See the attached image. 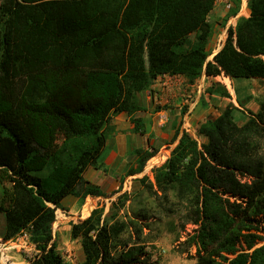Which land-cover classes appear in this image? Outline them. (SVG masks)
Masks as SVG:
<instances>
[{
  "label": "trees",
  "instance_id": "trees-1",
  "mask_svg": "<svg viewBox=\"0 0 264 264\" xmlns=\"http://www.w3.org/2000/svg\"><path fill=\"white\" fill-rule=\"evenodd\" d=\"M233 2L227 18L240 10L241 0ZM248 7L209 59L215 0L0 1V170L9 172L13 190L12 203L0 207L1 237L30 232L37 253L27 264H75L58 248L56 211L69 195L107 196L84 173L99 168L114 114L126 113L146 134L136 115L145 110L139 94L160 76L264 81V0ZM209 93L232 98L218 84ZM258 104L243 124L230 101L196 136L177 125V142L153 169L154 181L139 178L166 200L175 192L172 204L194 225L179 249L193 250L196 264H264V96ZM156 152L151 144L141 149L127 175L142 172ZM128 199L120 193L111 215L97 206L71 225L84 253L79 264H158L142 241V223L114 209Z\"/></svg>",
  "mask_w": 264,
  "mask_h": 264
},
{
  "label": "rangeland",
  "instance_id": "rangeland-1",
  "mask_svg": "<svg viewBox=\"0 0 264 264\" xmlns=\"http://www.w3.org/2000/svg\"><path fill=\"white\" fill-rule=\"evenodd\" d=\"M233 6L234 2L230 8L225 7L223 3L216 4L210 14L209 19L213 23L214 32L208 43L209 59L221 48L228 26L235 25L240 16L250 14V9L246 7L242 13L238 12L237 15L227 18ZM191 39L194 40V34ZM213 84L226 87L232 98L217 93L210 94L209 89ZM172 85L181 88L183 95L179 100L180 105L172 99L171 94L174 93L171 89ZM263 96L264 81L255 78L232 79L224 75L208 77L203 74L194 83L189 82L185 76L164 75L156 80L149 90L139 94V100L145 110L138 111L136 115L143 118L146 134L135 131L133 126L130 130L133 136L127 142L128 147L129 144L131 145L129 150L118 145L117 126L123 128V133L126 134L129 133V129H125L126 124L130 122L125 123L123 120L120 124H116L115 121L119 122V118L114 114L111 121L114 130L107 138V144L99 159V168L96 170L89 167L84 173L87 180L94 179L96 180H92L94 183H101L107 196H88L85 200L70 196L62 202L65 209H57L54 234L63 257L75 264H79L84 258L80 240L73 239L70 235L71 225L90 215L97 206L105 208L104 216L111 215L112 202L120 193L127 191L129 199L123 205H116L114 209L119 218L133 219L142 223V241L152 253V259L158 264H196L197 258L193 250L182 253L179 249L180 241L192 232L194 225L186 223L185 208L182 205L172 204L177 199L173 190L170 191V200L164 199L160 191L158 194L150 192L151 188L156 189V186L150 183L154 181L153 169L166 161L175 146L177 141L174 140L173 135L177 125L180 124L183 128L184 125L190 124V131L196 136L199 126L197 122L218 116L230 101L237 106L234 110L235 120L243 124L248 118L247 110L257 111L259 99ZM238 100L243 106H240ZM184 108L185 112H183ZM161 118L164 120L161 121ZM149 144L157 149L156 154L147 161L142 172L127 175L128 169L136 165L140 150L147 148ZM144 175L150 177L146 185L139 181ZM12 201L13 190L9 172L1 169L0 207H8ZM86 205L90 206L89 212L84 210ZM170 205L173 210L169 209ZM4 229L5 214L0 212V264H27L37 253L36 248L30 246L31 239H24L25 246H13L10 240H2ZM130 235H133V228L122 235V240H128L131 238ZM18 241L23 242L22 239Z\"/></svg>",
  "mask_w": 264,
  "mask_h": 264
},
{
  "label": "crops",
  "instance_id": "crops-1",
  "mask_svg": "<svg viewBox=\"0 0 264 264\" xmlns=\"http://www.w3.org/2000/svg\"><path fill=\"white\" fill-rule=\"evenodd\" d=\"M165 75H167V76H171V77H177V76H183V75H169V74H165ZM162 76H164V75H162ZM161 77V76H160ZM159 77V78H160ZM158 78V79H159ZM157 79V80H158ZM168 87H170V86H168ZM171 89H172V91L174 92L173 94H171V96H172V99H173V101H175L176 102V104H178V105H180L181 103H180V99H181V96L183 95V93H182V91H181V88L180 87H178V86H171ZM116 117L117 118H119V122H117V121H115V123L116 124H120V121H125V123L126 122H130L129 124H126V128L125 129H129V133H126V134H124L123 133V128H121L120 126H117V128H118V131L116 132V137L119 139L118 140V145H120V146H123V148H125V149H127V150H129V148L131 147V145L129 144V146L130 147H128V139L129 138H131V136H133V134H132V132L130 131L131 130V128L134 126L133 125V123L130 121V118H129V116L126 114V113H119V114H117L116 115ZM201 123V122H200ZM199 122H197V125H199L200 124ZM189 124V123H188ZM190 125V124H189ZM133 146V145H132ZM97 170V169H96ZM92 179V178H91ZM89 180V179H88ZM93 181H96V180H94V179H92ZM92 180H89V181H91L92 183H94ZM95 184H97V185H102L101 183H95ZM70 196H75V195H69V196H67L66 198H68V197H70ZM77 197V196H76ZM88 197V196H87ZM92 197V196H91ZM79 198V197H78ZM65 200V199H64ZM63 200V201H64Z\"/></svg>",
  "mask_w": 264,
  "mask_h": 264
},
{
  "label": "built area",
  "instance_id": "built-area-1",
  "mask_svg": "<svg viewBox=\"0 0 264 264\" xmlns=\"http://www.w3.org/2000/svg\"><path fill=\"white\" fill-rule=\"evenodd\" d=\"M221 3H223L224 5H225V7H227V8H230L231 6H232V4H233V0H215V5L216 4H221ZM246 7H248V0H241V7H240V10H239V14L240 13H242L243 12V10L246 8ZM249 8V7H248ZM161 121H163L164 119L163 118H161L160 119ZM186 129L187 130H190V127H189V125H186ZM26 238H30V232L27 230V229H25V230H23L19 235H17L15 238H13V239H11L10 240V242H12L13 244V246H19V245H21V246H25V241H24V239H26ZM16 239V240H15ZM23 240V242L21 243V242H19L18 240ZM30 246H34V244L31 242V244H30ZM35 247V246H34ZM4 253H2V255H3Z\"/></svg>",
  "mask_w": 264,
  "mask_h": 264
},
{
  "label": "bare ground",
  "instance_id": "bare-ground-1",
  "mask_svg": "<svg viewBox=\"0 0 264 264\" xmlns=\"http://www.w3.org/2000/svg\"><path fill=\"white\" fill-rule=\"evenodd\" d=\"M89 208H90V206L86 205L84 210H85L86 212H87V211L89 212Z\"/></svg>",
  "mask_w": 264,
  "mask_h": 264
}]
</instances>
